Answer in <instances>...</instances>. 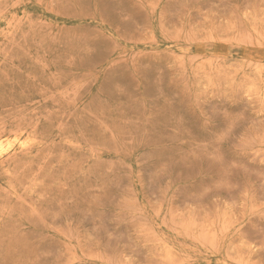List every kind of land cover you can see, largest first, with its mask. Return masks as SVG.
<instances>
[{
    "label": "rangeland",
    "instance_id": "1",
    "mask_svg": "<svg viewBox=\"0 0 264 264\" xmlns=\"http://www.w3.org/2000/svg\"><path fill=\"white\" fill-rule=\"evenodd\" d=\"M0 264H264V0H0Z\"/></svg>",
    "mask_w": 264,
    "mask_h": 264
}]
</instances>
